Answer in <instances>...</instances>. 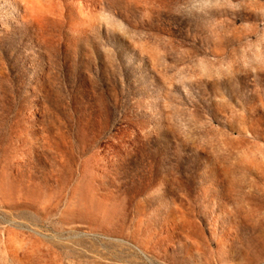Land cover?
I'll return each instance as SVG.
<instances>
[{
    "label": "rangeland",
    "instance_id": "374dc122",
    "mask_svg": "<svg viewBox=\"0 0 264 264\" xmlns=\"http://www.w3.org/2000/svg\"><path fill=\"white\" fill-rule=\"evenodd\" d=\"M0 264H264V0H0Z\"/></svg>",
    "mask_w": 264,
    "mask_h": 264
}]
</instances>
